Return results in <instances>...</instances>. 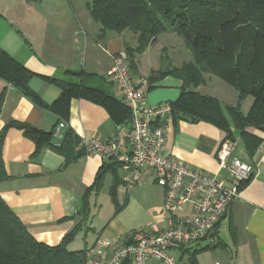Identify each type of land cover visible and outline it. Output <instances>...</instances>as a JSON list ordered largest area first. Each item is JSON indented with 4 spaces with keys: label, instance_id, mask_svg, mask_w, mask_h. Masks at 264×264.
<instances>
[{
    "label": "crops",
    "instance_id": "obj_1",
    "mask_svg": "<svg viewBox=\"0 0 264 264\" xmlns=\"http://www.w3.org/2000/svg\"><path fill=\"white\" fill-rule=\"evenodd\" d=\"M89 2L0 0V47L34 73L29 86L41 101L34 102L0 80V91L6 89L0 110V131L9 121L24 122L42 131H50L56 126L57 115L48 106L58 97L60 90L44 77L76 82L78 78L66 71L83 70L111 81L108 71L112 54L123 50L125 42L134 45L135 38L126 31H108L99 38L100 26L88 12ZM158 38L136 57L135 72L138 75L148 76L162 67L159 54L156 58L154 55L147 68L140 60ZM164 48L161 44L159 51L165 53ZM167 56L172 65L178 66ZM208 81H211V75H205L203 85L206 86ZM180 84L181 81L171 75L154 81L146 92L147 103L155 105L175 101L180 93ZM201 88L202 85L193 90L214 96L223 104L236 103V94L234 99L231 95L226 99L223 95L229 93L220 90L222 97H219ZM109 90L118 97L112 81ZM251 102L245 109L241 102L243 113L248 111ZM60 121H64L78 139H107L115 134L116 125L105 108L83 98H72L67 119ZM248 131L261 138L262 142L254 156L248 157L236 137V153L242 160L252 163L254 171L231 202L226 216L219 221L216 234L220 246L208 249L218 254L207 264H264V134L251 128ZM165 133L164 152L167 155L207 174L218 171L215 151L224 137L220 128L205 121L191 123L179 119L173 122L169 116ZM56 142L52 138L54 145ZM34 150L35 143L21 130L15 127L6 130L0 145V157L9 178L0 183V196L38 242L55 246L78 224L85 194L106 158L84 153L66 163L64 155L50 146H44L37 157H32ZM67 153L70 155L68 150ZM118 174L121 178L122 172ZM111 183V174H106L101 189L87 193V219L81 222L67 243V250H84L85 258L108 257L114 248L129 242L134 232L163 227L160 210L164 189L156 183L150 170H142L138 182L131 188H126L123 182L119 185L117 199L121 207L118 211L109 197ZM105 190L113 209L99 217L102 206L97 204V199ZM131 204L138 205L146 216L141 219L137 215L129 221L124 215ZM220 231L224 233V239ZM99 240L107 241L108 245H99ZM208 244L206 242L203 246ZM196 261L199 264L197 256Z\"/></svg>",
    "mask_w": 264,
    "mask_h": 264
},
{
    "label": "trees",
    "instance_id": "obj_2",
    "mask_svg": "<svg viewBox=\"0 0 264 264\" xmlns=\"http://www.w3.org/2000/svg\"><path fill=\"white\" fill-rule=\"evenodd\" d=\"M87 9L93 21L100 26L99 38L108 31L132 33L135 44L125 42L123 50L134 75H138L135 72L136 57L158 36L170 33L180 36L192 59L176 66L168 61L166 54H161L162 67L146 76L148 89L154 81L168 75L179 79V96L169 102L173 122L181 119L191 123H211L224 132V138L235 141L238 137L245 154L254 156L262 140L248 129L264 134V0H90ZM66 73L75 75L78 81L44 77L60 90L58 97L48 106L57 115L55 125L67 119L72 98H83L101 105L115 125L130 121V108L109 90L111 81L83 70ZM33 75L32 71L0 47V80L20 90L34 102L41 103L40 97L29 86ZM205 75L216 76L233 87L237 95L235 105L223 104L214 96L193 90L205 82ZM5 90L0 91V110ZM249 96L252 97L251 105L243 113L240 104ZM9 127L21 130L25 137L35 143L32 157H37L44 146L62 153L66 163L85 153L79 145L80 139L68 127L64 129L59 145H54L52 132L55 126L50 131H42L16 121H9L2 127L0 145ZM120 167V163L106 159L87 190V193L98 192L106 174H111L109 197L116 211L121 207L117 199V189L122 183L118 174ZM252 174L239 182L238 191ZM8 178L0 157V183ZM87 193L78 224L55 246L38 242L0 196V264H82L85 260L84 250L69 251L66 245L81 222L87 219ZM219 246L220 243L216 241L188 251V260L196 264L198 254Z\"/></svg>",
    "mask_w": 264,
    "mask_h": 264
},
{
    "label": "built area",
    "instance_id": "obj_3",
    "mask_svg": "<svg viewBox=\"0 0 264 264\" xmlns=\"http://www.w3.org/2000/svg\"><path fill=\"white\" fill-rule=\"evenodd\" d=\"M111 58L108 75L118 97L130 108L131 119L116 125L110 138L84 137L79 145L85 154H98L120 163L126 188L138 182L142 170H150L164 189L160 210L164 225L134 232L132 239L114 248L110 256L86 257L82 264H191L188 251L217 241L216 225L237 197L239 182L253 173L254 166L236 153V141L224 137L215 151V174L192 169L167 155L165 123L170 116V103H147L149 81L144 75L132 73L124 50ZM64 129V121L54 127L52 137L57 142L62 140ZM99 245L107 246L108 242L99 240Z\"/></svg>",
    "mask_w": 264,
    "mask_h": 264
},
{
    "label": "rangeland",
    "instance_id": "obj_4",
    "mask_svg": "<svg viewBox=\"0 0 264 264\" xmlns=\"http://www.w3.org/2000/svg\"><path fill=\"white\" fill-rule=\"evenodd\" d=\"M170 34L171 35L161 34L158 38L157 43L147 53L143 54L140 57L142 66L147 68L149 66V63H150L149 61H151L153 59L154 55H155V58L158 57V54L159 55H161V54L169 55V58L171 59V61L173 63L178 64V65H180L182 62L190 61L192 59L191 53L185 47L182 38L180 36L176 35L175 33H170ZM161 44L162 45L164 44L165 48H167V51H165L166 50L165 48L163 49V51L165 53L159 51V46ZM166 52H168V54ZM203 84H201L202 85V88H201L202 91H204L206 93H213L214 95H217L219 97H222V95L220 93L221 91L229 93V94L223 95L224 97H226V99H229L230 95L234 99V96L236 94V91L233 87L227 85L221 79H219L218 77L213 76V75H211V81H208L206 86ZM201 85H199V86H201ZM236 99H237V95L235 97V100ZM250 100H252L251 96H249L244 101H242L243 107H244L243 109L247 108V105H249ZM238 150L240 151V146L238 147ZM106 194L107 193L105 190V191H103V194L100 195L99 199H97V204L102 206L100 211H99V217L100 216L103 217L104 214L110 213L111 209H113V205L111 204L109 197ZM132 204L127 209L124 216L127 217L129 221H133V217H135L137 215H138V217L143 219L146 216V213L144 211L140 210L138 205H132ZM220 236H221V238L224 239L225 235L222 231H220ZM215 254H218V253H215ZM215 254L213 253V251L208 250V251H205V252L198 254L197 260H198L199 264H207V263H210L211 261H213L217 257V256H215Z\"/></svg>",
    "mask_w": 264,
    "mask_h": 264
}]
</instances>
